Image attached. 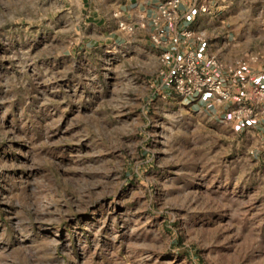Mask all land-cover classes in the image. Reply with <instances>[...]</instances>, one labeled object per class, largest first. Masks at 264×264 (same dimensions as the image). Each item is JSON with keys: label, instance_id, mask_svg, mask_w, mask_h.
I'll return each instance as SVG.
<instances>
[{"label": "rangeland", "instance_id": "rangeland-1", "mask_svg": "<svg viewBox=\"0 0 264 264\" xmlns=\"http://www.w3.org/2000/svg\"><path fill=\"white\" fill-rule=\"evenodd\" d=\"M127 2L0 0V264H264V124L177 94ZM204 5L264 85V0Z\"/></svg>", "mask_w": 264, "mask_h": 264}, {"label": "built area", "instance_id": "built-area-1", "mask_svg": "<svg viewBox=\"0 0 264 264\" xmlns=\"http://www.w3.org/2000/svg\"><path fill=\"white\" fill-rule=\"evenodd\" d=\"M180 6L181 0H165L159 5V15L150 19V39L161 49V61L167 68L164 73L173 90L185 98L211 94L218 103H232L230 114L240 123L258 121L264 113V85L236 79L238 67L247 65L246 60L225 66L216 55L201 54L194 48L178 52L183 37L205 40L204 34H195L189 29L169 34L167 24L178 22ZM201 10L206 11L207 6L201 5ZM138 26L145 27L147 23L144 20L139 25L120 22V27L127 32H134ZM225 69L228 75L221 72ZM235 86H238L237 96Z\"/></svg>", "mask_w": 264, "mask_h": 264}, {"label": "crops", "instance_id": "crops-1", "mask_svg": "<svg viewBox=\"0 0 264 264\" xmlns=\"http://www.w3.org/2000/svg\"><path fill=\"white\" fill-rule=\"evenodd\" d=\"M126 6L122 9V18L125 20V22L132 23L139 25L143 20L147 23V26L137 28L140 29L141 36L143 40H147L150 45H152L155 49L161 50L159 47L153 44V42L150 39V34L152 31V25L150 23V19L159 15V5L164 2L165 0H127ZM221 0H181V6H180V17L178 22L174 23H168L167 29L169 31V34H176L184 29L192 30L195 34L202 33L204 34L205 40L203 42H199L196 40V38H181L180 44H179V53H184L189 49H197L201 52V54H212L216 55L221 62L225 66L227 65V61H223V57L220 58L218 55V51H215V48L211 46L210 40H209V30L208 27L210 26V23L213 19L210 20V14L203 12L200 10L201 5L204 4H219ZM223 74L228 75V71L222 70ZM253 71H244L241 72L242 75L245 77H248L247 79L250 82L259 81L256 75L252 73ZM243 77V76H242ZM241 79L236 75V79ZM264 83V81L262 82ZM236 94L238 93V88L236 89ZM235 94V96H236ZM199 101L201 103L206 104H219L215 98L211 94H203L200 96H197L195 98H191V101ZM193 101V102H194ZM256 127H263L264 124V116L261 117L258 121L253 122Z\"/></svg>", "mask_w": 264, "mask_h": 264}]
</instances>
